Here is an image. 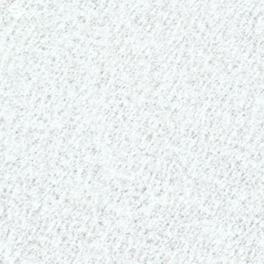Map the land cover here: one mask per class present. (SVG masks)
Wrapping results in <instances>:
<instances>
[{"label":"snow or ice","instance_id":"1","mask_svg":"<svg viewBox=\"0 0 264 264\" xmlns=\"http://www.w3.org/2000/svg\"><path fill=\"white\" fill-rule=\"evenodd\" d=\"M0 264H264V0H0Z\"/></svg>","mask_w":264,"mask_h":264}]
</instances>
